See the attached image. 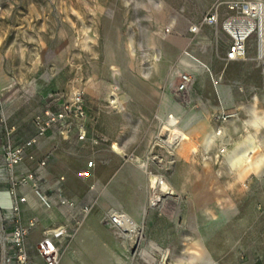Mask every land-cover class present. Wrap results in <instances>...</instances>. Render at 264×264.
<instances>
[{
  "label": "rangeland",
  "instance_id": "rangeland-1",
  "mask_svg": "<svg viewBox=\"0 0 264 264\" xmlns=\"http://www.w3.org/2000/svg\"><path fill=\"white\" fill-rule=\"evenodd\" d=\"M230 1L0 0V264H47L40 246L12 239L18 201L10 211L1 200L6 166L24 156L6 158L39 135L38 115L76 92L85 114L43 134L86 131L84 146H62L90 166L67 183L57 165L58 192L80 194L83 207L47 232L59 264H264V122L253 121L264 117L261 32L248 34L246 57L228 59L245 19ZM172 116L196 139L188 157L166 141ZM114 214L136 227L115 226Z\"/></svg>",
  "mask_w": 264,
  "mask_h": 264
},
{
  "label": "crops",
  "instance_id": "crops-1",
  "mask_svg": "<svg viewBox=\"0 0 264 264\" xmlns=\"http://www.w3.org/2000/svg\"><path fill=\"white\" fill-rule=\"evenodd\" d=\"M15 129L16 127L14 126L12 131H15ZM37 133L38 131H35L29 135L26 141L35 137ZM66 141L78 147L85 144V141L79 138L78 131H73L70 136H62L61 128L55 126L46 135H39L37 142L27 147L24 159L19 164L6 166L7 173L5 178L9 185L1 203L10 210L13 204L18 201L22 217V221L18 224L28 229L24 237L25 248L32 249L40 246V243L48 237V230L64 225L69 226L71 212H76V209H83V207L78 208L79 199L82 197L80 194H71L68 191L66 192L65 189H62V192H58L59 187L62 188L63 186L61 180L55 179L59 163L62 165L63 172H65V174L61 175L68 179L67 183L70 182L71 178H74L75 174H79L84 168L87 169L90 166L88 165L87 156L79 154L75 148H63V142ZM45 160L48 162L47 165L42 164V161ZM31 173L34 174L33 179H27L20 186H15V182L20 176H28ZM45 180L52 181L51 188L55 189V192H52L51 188L44 186ZM35 185L47 196L48 200L51 198L52 205L49 208L43 206L40 196L36 192ZM21 198L24 199L21 200ZM63 199H66V201L64 202ZM67 200L71 201L72 204ZM50 202L49 200L48 204H51ZM16 226L17 224L12 225V239L14 238Z\"/></svg>",
  "mask_w": 264,
  "mask_h": 264
},
{
  "label": "built area",
  "instance_id": "built-area-1",
  "mask_svg": "<svg viewBox=\"0 0 264 264\" xmlns=\"http://www.w3.org/2000/svg\"><path fill=\"white\" fill-rule=\"evenodd\" d=\"M229 7L231 9H236L239 12L243 14L244 22H242V26L247 25L246 20H255L257 21L260 19V12L258 10V2L254 0H231L229 2ZM218 12L212 11L207 14V21L210 23H215L218 20ZM241 23H239L237 26H240ZM258 26L253 27L254 30L257 29ZM197 29V28H196ZM249 36V35H248ZM238 37L235 36L234 41L232 42L230 49L227 52V58L232 59H240L246 57L247 54V45L246 40L247 37ZM260 60L262 65V71L264 74V50L260 53ZM191 80V77L187 74H184L180 85L178 86V89L180 91L185 90L189 82ZM84 99L81 92H76L74 97V102L72 104H66L64 107H62L60 110H54L52 108L46 109L42 114L37 116V124L39 128V135L45 134L48 129L54 125H57L61 121H66L69 116H73L76 112L78 116H83L85 114L83 109ZM76 105V107H74ZM38 135V136H39ZM38 136H35L28 140L26 142V146L33 145L37 139ZM86 136V131L84 129L80 130V138H84ZM24 146H18V147H10L8 151V161L11 164H15L20 162V160L24 156L25 151ZM45 163V162H43ZM34 174L31 173L28 176H26L27 179H33ZM38 192L40 195L42 192L38 189ZM24 198H21L23 200ZM47 203V202H46ZM20 209L19 204H16L13 206V211L18 212ZM110 221L115 226L122 228L123 230H132L136 227L135 222L129 223V221L121 214H114L111 216ZM28 232V229L25 226H22L20 224H17L16 226V232L14 235V238L17 240L19 244H22L24 241V237L26 236ZM40 251L45 259L47 264H59L58 256L55 251V245L50 240V238H45L40 243ZM215 264V263H214Z\"/></svg>",
  "mask_w": 264,
  "mask_h": 264
},
{
  "label": "bare ground",
  "instance_id": "bare-ground-1",
  "mask_svg": "<svg viewBox=\"0 0 264 264\" xmlns=\"http://www.w3.org/2000/svg\"><path fill=\"white\" fill-rule=\"evenodd\" d=\"M258 10L260 12L259 22L255 20H246L248 24L246 26H243L239 30L238 29L233 30V33L235 34V36L245 37V36H248V34L251 31L253 32L254 30L253 27L258 26L261 32L260 46H261V52H262L264 50V34H263V31H264V2H258ZM253 121L256 125H260L261 122H264V117L262 115H259L258 113H255ZM170 125L173 126V129H171L169 137L167 138L166 141L169 143L170 146L178 147V151L180 155L184 157H188L190 152L197 147L195 137L189 134L188 132H186L185 130H183L178 125V120L174 116H172V118L170 119ZM214 136H215L214 134L207 135L206 137L207 141L209 142L211 139H213ZM163 185L166 187V188L163 187V190H165V192H171L168 190L166 184H163ZM41 197L44 199L45 202L49 203V200L46 195L42 193ZM123 216L131 224L133 220L129 219L125 215Z\"/></svg>",
  "mask_w": 264,
  "mask_h": 264
}]
</instances>
